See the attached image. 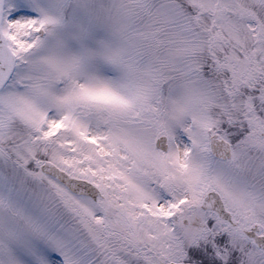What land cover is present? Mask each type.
I'll list each match as a JSON object with an SVG mask.
<instances>
[{
  "label": "snow or ice",
  "instance_id": "snow-or-ice-1",
  "mask_svg": "<svg viewBox=\"0 0 264 264\" xmlns=\"http://www.w3.org/2000/svg\"><path fill=\"white\" fill-rule=\"evenodd\" d=\"M0 264H264V0H0Z\"/></svg>",
  "mask_w": 264,
  "mask_h": 264
}]
</instances>
